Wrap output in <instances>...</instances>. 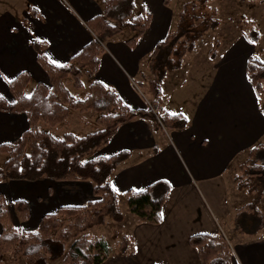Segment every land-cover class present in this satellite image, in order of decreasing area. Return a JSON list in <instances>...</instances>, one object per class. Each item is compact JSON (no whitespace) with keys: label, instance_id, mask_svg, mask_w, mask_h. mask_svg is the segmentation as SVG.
Here are the masks:
<instances>
[{"label":"crops","instance_id":"crops-1","mask_svg":"<svg viewBox=\"0 0 264 264\" xmlns=\"http://www.w3.org/2000/svg\"><path fill=\"white\" fill-rule=\"evenodd\" d=\"M23 1L26 9L20 13L0 9V97L8 102L13 98L7 83L22 72L30 76L25 92L31 87L32 93L37 83L48 86V77L31 46L33 39L46 44L45 55L52 63L65 64L94 38L88 22L102 13L100 0ZM169 2L141 0L151 21L133 48L125 44L129 31L104 43L94 80L116 93L130 109L146 107L143 93L152 79L148 57L171 30V17L163 16L167 9L163 6L168 7ZM138 8L136 0L135 10ZM225 55L209 59L206 54L201 61L192 58L190 70L198 79L189 87L187 79L179 78L185 69V56L179 68L163 77L162 112L187 117L186 129L153 131L149 121L135 119L121 125L95 153L100 157L130 153L110 177L119 194V206L128 190L142 191L158 181L171 187L160 223L139 222L127 208L120 207V222L108 224L107 220L95 227L99 231L94 234L103 237L110 248L102 264H201L188 238L199 233H231L234 214L242 202L235 170L254 154H250L253 148L261 150L259 146L264 144V107L247 79L249 55ZM27 129L24 114L0 112V144L14 142ZM0 195L11 223L27 231L36 230L41 217L55 213L60 206H79L93 199L88 181L51 179L2 181ZM16 200L28 207V219L20 224L12 207ZM230 235L232 264H264V229L254 236ZM124 236L133 248L121 253L117 243Z\"/></svg>","mask_w":264,"mask_h":264},{"label":"trees","instance_id":"trees-1","mask_svg":"<svg viewBox=\"0 0 264 264\" xmlns=\"http://www.w3.org/2000/svg\"><path fill=\"white\" fill-rule=\"evenodd\" d=\"M100 1L102 13L88 22L94 38L67 63H52L45 55L46 44L32 40L37 63L48 77V86L37 83L32 93L25 95L30 76L22 72L7 83L13 101L0 97V112L24 114L28 122V129L17 140L0 144V155L6 156L0 166V182L88 181L92 185L93 199L79 206H60L55 213L44 214L36 230L27 231L11 223L7 205L0 195V263L6 253L17 248L28 264H48L56 259H61L64 264H102L109 257L110 248L103 237L92 231L107 220L117 223L123 219L119 194L112 187L110 177L130 153L122 151L111 157L95 156V153L108 144L121 125L135 119L149 121L153 131L177 132L188 126L189 121L184 115L162 112L161 82L168 71L181 66L184 55L193 51L195 41L207 29H214L216 22L210 25L196 23L199 17L194 12L188 14V4L183 5L174 28L156 43L148 57L147 69L152 79L147 84V93H143L146 107L133 110L107 86L94 80V75L104 52V43L129 31L131 36L125 44L133 48L147 30L151 14L142 5L136 11V0ZM201 25L203 30H197ZM183 38L188 44L179 51L177 45ZM244 38L257 43L259 31L249 29ZM209 54L213 59L215 50L211 49ZM245 72L259 99L264 87V61L249 56ZM82 77L90 83L85 98L75 100L64 83L69 81L73 87L81 88ZM71 111L92 112L95 116L94 132L82 137L73 132L53 136L44 129L65 124ZM259 147L261 150L253 148L250 154L254 152L255 163H262V170L256 174L264 189V144ZM156 152L157 148H154L153 153ZM170 189L167 182L158 181L142 191L128 190L123 193L124 204L139 222L158 224ZM261 197L264 208V192L257 193V198ZM12 207L19 221L28 219V207L24 201L16 200ZM232 226L239 236H254L264 229V212L255 203L246 204L236 210ZM188 243L196 251L201 264H232L229 242L221 233L194 234L188 238ZM129 248H133V243L126 236L122 237L117 250L125 253Z\"/></svg>","mask_w":264,"mask_h":264},{"label":"rangeland","instance_id":"rangeland-1","mask_svg":"<svg viewBox=\"0 0 264 264\" xmlns=\"http://www.w3.org/2000/svg\"><path fill=\"white\" fill-rule=\"evenodd\" d=\"M139 1V6H141V0ZM168 7L163 16L167 15L170 18V29L175 26L176 16L182 11L183 5L186 3L188 14H194L199 17V22H205L206 25H210L213 21L216 22L214 29H207L204 31L200 37L195 41L194 49L190 53H186L184 59L185 69L183 73L179 76L180 79H187V86H191L193 81L198 78L191 72L190 66L192 58H197L198 61L208 55L210 58L209 51L215 50V57L221 54V57L226 56L225 54H248L252 58L264 61V0L250 1H239V0H169ZM26 3L23 0H0V9L6 8L15 13H20L22 9H26ZM203 26H199L197 30H203ZM255 28L259 31L260 39L257 43H250L244 38V33L249 32V29ZM245 41V42H244ZM217 42V45H214ZM187 41L185 38L181 39L177 45V49L181 51L187 46ZM197 59H194L197 61ZM189 64V65H187ZM188 68H187V66ZM187 69V70H186ZM192 79V81L190 80ZM90 80L86 77H82V87L75 88L69 81H65V87L75 100H83L85 98L88 85ZM31 87H28L25 94L29 95L31 92ZM261 107H264V87L263 93L260 96ZM92 112L80 113L78 111H71L65 124L48 128L45 127L48 132L53 136H60L65 132H73L78 137L85 136L89 133L94 132L96 126L93 118ZM5 155H0V166L5 160ZM257 164V166H256ZM259 166V168H258ZM262 163H255V157L249 155L244 163L240 164L235 170V180L237 189L239 188L242 194V202L239 204L238 208L249 204L255 203L257 207L264 212V208L261 204L262 197L257 198V193L262 194L264 192L263 186L260 181L258 170H262ZM123 210H126L125 204H120ZM237 208V209H238ZM17 216V215H16ZM14 220V219H13ZM12 220V221H13ZM16 219V222L20 224L21 222ZM108 224H112L108 221ZM109 227V226H108ZM113 229V227H112ZM95 230V228H94ZM93 233L98 232L96 229ZM117 231L116 229H114ZM231 233H227L225 238L231 243L233 235L235 233L233 226L230 229ZM112 230L108 228L109 234ZM120 234V231L117 232ZM228 234L230 236H228ZM237 235V234H236ZM239 236V235H237ZM242 237V236H239ZM0 264H28L22 254L17 250V248L5 254L3 261ZM50 264H64L61 259L53 260Z\"/></svg>","mask_w":264,"mask_h":264}]
</instances>
